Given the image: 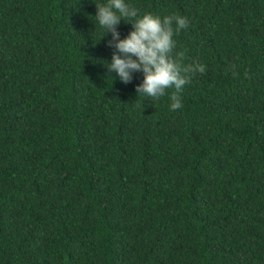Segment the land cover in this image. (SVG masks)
Returning <instances> with one entry per match:
<instances>
[{
    "label": "trees",
    "instance_id": "16d2710c",
    "mask_svg": "<svg viewBox=\"0 0 264 264\" xmlns=\"http://www.w3.org/2000/svg\"><path fill=\"white\" fill-rule=\"evenodd\" d=\"M132 2L190 21L179 109L94 0H0V264H264V0Z\"/></svg>",
    "mask_w": 264,
    "mask_h": 264
},
{
    "label": "clouds",
    "instance_id": "9594fccd",
    "mask_svg": "<svg viewBox=\"0 0 264 264\" xmlns=\"http://www.w3.org/2000/svg\"><path fill=\"white\" fill-rule=\"evenodd\" d=\"M94 3L95 26L99 25L103 37L111 35L108 45L114 51L111 61H104V65L115 73L114 79L128 83L133 73L140 72L143 78L136 85L137 93L154 99L167 95L169 108L179 109L184 86L206 67L195 60L184 63L183 54L175 51V35L189 27V19L176 12L141 11L132 0H94ZM122 20L132 25L123 38L117 29Z\"/></svg>",
    "mask_w": 264,
    "mask_h": 264
}]
</instances>
